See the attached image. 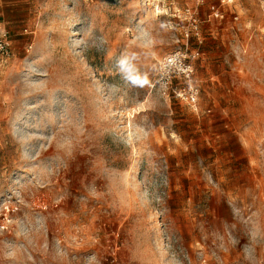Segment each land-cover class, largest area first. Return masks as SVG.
Segmentation results:
<instances>
[{
    "label": "rangeland",
    "instance_id": "rangeland-1",
    "mask_svg": "<svg viewBox=\"0 0 264 264\" xmlns=\"http://www.w3.org/2000/svg\"><path fill=\"white\" fill-rule=\"evenodd\" d=\"M5 2L0 264H264V0Z\"/></svg>",
    "mask_w": 264,
    "mask_h": 264
},
{
    "label": "built area",
    "instance_id": "built-area-1",
    "mask_svg": "<svg viewBox=\"0 0 264 264\" xmlns=\"http://www.w3.org/2000/svg\"><path fill=\"white\" fill-rule=\"evenodd\" d=\"M198 30L197 27L195 28ZM199 34L197 33V36ZM189 37V35H187ZM197 51H178L165 56L157 67L156 78L150 89L165 99L172 98L198 110L202 95L201 85L196 77ZM12 57V41L6 29L0 30V61Z\"/></svg>",
    "mask_w": 264,
    "mask_h": 264
},
{
    "label": "crops",
    "instance_id": "crops-1",
    "mask_svg": "<svg viewBox=\"0 0 264 264\" xmlns=\"http://www.w3.org/2000/svg\"><path fill=\"white\" fill-rule=\"evenodd\" d=\"M8 3L5 0H0V30L7 26V7Z\"/></svg>",
    "mask_w": 264,
    "mask_h": 264
},
{
    "label": "snow or ice",
    "instance_id": "snow-or-ice-1",
    "mask_svg": "<svg viewBox=\"0 0 264 264\" xmlns=\"http://www.w3.org/2000/svg\"><path fill=\"white\" fill-rule=\"evenodd\" d=\"M144 83H147L146 81H144Z\"/></svg>",
    "mask_w": 264,
    "mask_h": 264
}]
</instances>
